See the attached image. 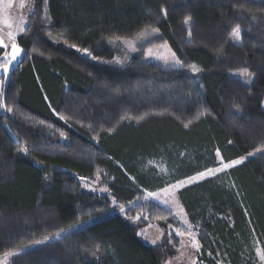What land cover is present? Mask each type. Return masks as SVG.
<instances>
[{
    "label": "trees",
    "instance_id": "obj_1",
    "mask_svg": "<svg viewBox=\"0 0 264 264\" xmlns=\"http://www.w3.org/2000/svg\"><path fill=\"white\" fill-rule=\"evenodd\" d=\"M32 6L17 39L26 56L0 113V258L20 252L9 264H163L164 246L142 244L138 229L153 218L180 228L177 219L152 203L116 209L144 191L214 169L219 158H246L179 197L201 264H259L264 0H32ZM237 25L239 43L231 36ZM149 29L156 30L150 43H168L199 74L140 60L106 65L76 50L111 60V40ZM4 52L0 47V58ZM244 69L255 74L251 85L229 74ZM91 180L107 191L88 190Z\"/></svg>",
    "mask_w": 264,
    "mask_h": 264
},
{
    "label": "rangeland",
    "instance_id": "obj_2",
    "mask_svg": "<svg viewBox=\"0 0 264 264\" xmlns=\"http://www.w3.org/2000/svg\"><path fill=\"white\" fill-rule=\"evenodd\" d=\"M23 4V7H21ZM32 0H3L0 3V38H3L4 42L8 45L7 51L9 52L11 49L12 39L9 38L8 33L12 32L15 36V43H17L18 36H20L23 32L19 31V28L23 26L26 28L28 16L32 11ZM48 16V15H47ZM21 21H24L21 24ZM11 23L12 27L9 28L7 23ZM153 30H145L142 33H139L134 38H121V39H113L109 42L111 47L116 51V55L111 60H102L94 58L90 51H84L83 49H79V53L84 56H88L95 61L106 65H113L117 67H125L133 62V60H140L143 63L147 64H155L164 69H171V70H186L191 74L197 75L199 72H192L189 68L190 64H186L181 61L175 54L170 45L165 42H158L157 44L150 43L151 39L153 38ZM51 40H57V37H53L51 34L49 35ZM233 41L235 38L232 36ZM69 47V45H66ZM4 49V48H3ZM149 49H151V54H149ZM77 50V49H76ZM5 51V49H4ZM175 59H179L183 64V67L180 65L175 64ZM119 60L120 63H116ZM198 67V66H197ZM199 68V67H198ZM241 71H234L229 73L232 77H235L243 82H245L244 77L240 75ZM0 82L3 83V80L0 79ZM3 110V105H0V113ZM264 150V149H263ZM254 156V155H251ZM219 166L214 169H221L218 172L210 173L208 176L204 178H200L197 175L198 179L196 182L189 181L186 185H182L179 188H173L172 185L177 184L178 182L167 186L165 188L168 191H164L165 188L157 190V191H144L142 196L137 198L134 202L125 204L124 209L125 211L129 209H133L134 207L145 205V204H156L162 206L164 209L169 211L180 223V228H174L170 226H163L160 223H157V219L153 218L150 219L146 225L141 226L138 229V236L137 238L139 241L144 245H163L165 249V257L163 264H201L198 261V253L201 251V245L199 251L197 252L194 247H192V236H195L197 239V234L194 231L193 226L190 223L188 214L184 210V207L181 203L179 192L180 190L204 181L210 177H213L217 174H220L224 171H228V168H223V163H225L221 158H219ZM239 165V164H238ZM237 166V165H235ZM234 166V167H235ZM206 172V171H204ZM193 177V176H192ZM190 178V177H189ZM189 178L183 180H189ZM182 181V180H181ZM87 186H85L88 190H95L101 193L106 191L102 190L98 186L97 180L86 181ZM153 192L156 193L159 197L157 200L154 197H148L147 193ZM166 202V203H165ZM116 211L120 213H124L120 211V206ZM138 217V216H137ZM132 218V222L138 224L140 221L139 217ZM177 230L184 232L183 236L177 235ZM191 233V235H190ZM155 241V243H153ZM257 256L259 260V264H264V260H261V255H263L262 249L260 246L257 247ZM20 252H12L0 258V264H9L11 258Z\"/></svg>",
    "mask_w": 264,
    "mask_h": 264
},
{
    "label": "snow or ice",
    "instance_id": "obj_3",
    "mask_svg": "<svg viewBox=\"0 0 264 264\" xmlns=\"http://www.w3.org/2000/svg\"><path fill=\"white\" fill-rule=\"evenodd\" d=\"M2 2H3V0H0V3H2ZM21 7H23V4H21ZM165 15H166V13H165ZM189 20H191V16H188V17L186 18V21H185V22H187V21H189ZM6 23H7V22H6ZM23 23H24V21H21V24H23ZM7 26H8L9 28L12 27L11 23H7ZM19 31H20V32H25L26 29H25L23 26H21V27L19 28ZM153 31H156V30L153 29ZM49 35H50V34H49ZM189 35H190V33H189ZM8 36H9V38L12 39V41H13L12 44H11V52H10V53L7 51L8 45L4 42L3 38H0V47H2V48L5 49V52H4L3 57L0 58V69L3 70V75H4L5 77L7 76V73H8V71H9V66L12 64L13 61H16V60H17V58L20 56L21 52L23 51V50H22V49H21V48L15 43V36H14V34H13L12 32H9V33H8ZM231 36H233V37L235 38V42H236V43L241 42V40H242V36H241V29H240L239 25H237V26L232 30V32H231ZM115 39H121V37H115ZM69 47H75V45H69ZM77 51H79V49H77ZM84 51H87V50L85 49ZM149 54H151V49H149ZM173 56L175 57V53H173ZM174 62H175V64L180 65L181 67H183V64L181 63V61H180L179 59H175ZM116 63H120V61L117 60ZM189 68H190L191 71L194 72V73L200 71V69H199L196 65H194V64L189 65ZM240 75H241V77L246 78V79H245V83H246L247 85H251V83H252V81H253V79H254V75H255V74L249 72L247 69H244V70L241 71ZM2 98H3V83L0 82V105L3 104V99H2ZM62 118H63V117H62ZM186 126H187V125H186ZM61 135H63V133H61ZM24 151L27 152V149H24ZM256 151H261V149H260V148H257ZM248 155L251 156V155H254V153H251V152H250V153H248ZM244 159H246V158H241V159L233 160V161H231L230 163H223V168H224V169H228V168L234 167L235 165L242 164V163L244 162ZM220 170H221V169H219V168H217V169H208L206 172H200V173L198 174V176H199L200 178H204V177L208 176L210 173L218 172V171H220ZM81 179H83V178H81ZM197 179H198L197 176H193V177H190L189 180H182V181H179L177 184L172 185L171 187H173V188H179V187L182 186V185H186L189 181H191V182H196ZM85 186H87V185H85ZM102 190L107 191V189H102ZM164 191H168V189L165 188ZM147 196H148V197H154V198H156L157 200H159V197H158V195H157L156 193L148 192V193H147ZM165 203H166V202H165ZM120 211H121V212H124V211H125L123 205H120ZM138 218H139V217H137V219H138ZM56 235H57V237H59L60 234H59V233H56ZM177 235H179V236H183V235H184V232H181V231L177 230ZM190 235H191V233H190ZM47 239H48V237H45V240H47ZM153 243H155V241H153ZM192 247H194V248L196 249L197 252L199 251L200 245H199V242L195 239V236H194V235L192 236ZM261 260H264V255H261Z\"/></svg>",
    "mask_w": 264,
    "mask_h": 264
},
{
    "label": "water",
    "instance_id": "obj_4",
    "mask_svg": "<svg viewBox=\"0 0 264 264\" xmlns=\"http://www.w3.org/2000/svg\"><path fill=\"white\" fill-rule=\"evenodd\" d=\"M16 44L18 45V43H16ZM21 49L23 51L21 52V54L17 58V60L13 61L12 64L9 66V71H8L6 77L3 75V70L0 69V79H3V98L2 99H3V106L4 107H5V100H6L7 90H8L10 81H11V77H12L13 73H15L21 67V65L25 59V56H26V51L23 48H21ZM10 52H11V49H10L9 53Z\"/></svg>",
    "mask_w": 264,
    "mask_h": 264
}]
</instances>
